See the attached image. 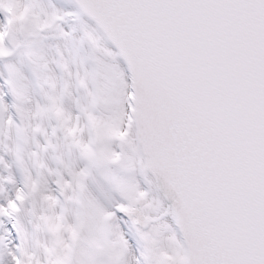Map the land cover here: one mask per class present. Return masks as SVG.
Wrapping results in <instances>:
<instances>
[{
	"label": "water",
	"instance_id": "95a60500",
	"mask_svg": "<svg viewBox=\"0 0 264 264\" xmlns=\"http://www.w3.org/2000/svg\"><path fill=\"white\" fill-rule=\"evenodd\" d=\"M74 1L133 77L187 264H264V0Z\"/></svg>",
	"mask_w": 264,
	"mask_h": 264
},
{
	"label": "rangeland",
	"instance_id": "374dc122",
	"mask_svg": "<svg viewBox=\"0 0 264 264\" xmlns=\"http://www.w3.org/2000/svg\"><path fill=\"white\" fill-rule=\"evenodd\" d=\"M5 1L0 0V25H5L0 28V34L7 35V43L0 44V264H14L15 256L20 257L21 264H133L135 253L142 257V264H183L182 248L168 223L170 214L144 171L134 134L131 131L119 139L128 111L129 81L111 46L94 25L76 12L70 0H12L9 24L2 15ZM65 13L70 16L65 17ZM100 48L106 51L100 52L97 62L96 52ZM104 53L107 56L100 64ZM77 54L85 63V99L89 89L87 71L93 75L101 71L103 84L90 87L89 105L93 110L99 104L107 111L96 107L92 112L101 120L100 126L107 114L104 128L99 129L90 119L85 126L77 124V117L62 107L67 83L76 79ZM19 63L25 75H31L26 80L31 90L26 96L19 84L15 88L17 76L10 70V65ZM37 90L43 94L40 99L37 96L36 101ZM84 103V100L80 102ZM17 104L25 106L28 112L21 115L15 109ZM87 108L83 110L85 114ZM37 113L45 116L38 131L32 124ZM14 119L22 125L23 149H19L17 157L12 155L16 148ZM85 129L94 133L93 146L84 141ZM37 132L46 138L44 144L39 140L34 142L31 135ZM52 134L55 138L49 137ZM9 139L11 143L6 142ZM69 141L78 163L77 172H66L60 164L54 173L60 179L58 185L53 187L52 174L40 186L48 195L49 203L53 202L56 207L57 215L54 208L53 219L43 237L44 244L39 240V246L30 249L27 240L16 232L17 220L9 219L6 209L17 200L18 191L24 193L26 206H31L30 186L33 179L39 180L38 175L30 171L32 167L35 171L34 159L42 151L48 155L57 149L68 156L69 151L65 149ZM117 141L124 142L123 150L115 148L123 156L118 161L113 149ZM54 193L57 198L52 201ZM86 198L87 204L90 200L101 203L100 210L84 213L81 206L73 215L67 214L66 209L68 212L75 209ZM122 204L125 210L119 218L114 207ZM133 210H137L136 217L142 218L141 226L128 222ZM21 214L25 215V210ZM26 222L29 234L39 224L40 215L30 213ZM12 223L16 227H12ZM126 239L131 240L133 246Z\"/></svg>",
	"mask_w": 264,
	"mask_h": 264
},
{
	"label": "bare ground",
	"instance_id": "6f19581e",
	"mask_svg": "<svg viewBox=\"0 0 264 264\" xmlns=\"http://www.w3.org/2000/svg\"><path fill=\"white\" fill-rule=\"evenodd\" d=\"M0 23H1V20H0ZM78 54H77V59H79ZM77 68L80 71V68L79 67H77ZM21 79H23V78H21ZM17 84L23 86L22 83L18 79H17V82L16 81L14 82L15 88L18 87ZM21 92H22L23 96H26L30 93V91L27 89L26 86H24V88L22 89ZM39 94H42V93L40 91H38L37 96ZM18 105L20 106L19 112L24 113L26 108L23 107L21 104H18ZM66 148L68 149L69 153L73 151V147L70 144V141L68 142V145ZM58 157L60 158L61 155L59 154ZM66 159L67 160H65L64 164H62L61 167L68 172L73 167V164L75 163V159L73 158V154H70L69 156H67ZM37 170H38L39 175L41 177V182H46L47 177H48V173H49V171H51L50 162L47 161L46 157L42 156L40 158ZM92 202L93 201L90 200V204H87V198H86L82 203H80L79 207H77L73 210H70L71 211L70 215H73L74 213H76L77 210H81V206H83V212L84 213H87V210H88V212L90 210L99 211L101 208V204L97 203V202L96 203L95 202L92 203ZM31 205H32L31 214L33 216L35 214L40 215V222L35 228L32 229L31 233L28 234L26 231V223H27L26 218L28 217V215L26 213H25V215L20 213L18 215V217H19V232H20V235L23 236L27 240L28 247L30 249H35L36 247H38L39 240H41L44 237V235L46 234V231L49 228L48 225L51 223L53 208H52V205L49 204V202L47 201V197L44 194V192L41 191L39 188L31 196ZM72 219H73V217H72Z\"/></svg>",
	"mask_w": 264,
	"mask_h": 264
}]
</instances>
